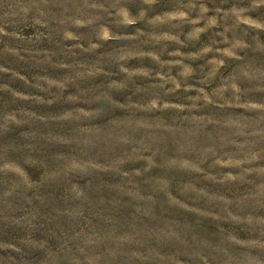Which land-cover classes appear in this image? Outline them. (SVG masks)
Wrapping results in <instances>:
<instances>
[{
  "label": "clouds",
  "instance_id": "clouds-1",
  "mask_svg": "<svg viewBox=\"0 0 264 264\" xmlns=\"http://www.w3.org/2000/svg\"><path fill=\"white\" fill-rule=\"evenodd\" d=\"M262 35L264 0H0V57H28L43 72L30 80L0 64V73L40 94L7 84L0 92L13 101L70 106L57 113L0 110V134L29 125L18 132L23 143H0V177L8 182L0 192L5 264H32L29 253L35 252L46 264H264V209L234 207L242 198L264 202V101L255 96L264 94V63L248 55L264 54ZM45 40L63 58L38 51ZM190 46L196 50L184 51ZM83 54L96 58L84 61ZM145 60L154 67L129 66ZM231 64L236 67L228 71ZM49 66L67 74L55 78ZM96 77L104 79L96 89L77 86ZM72 86L76 94L66 95ZM125 92L122 103L116 96ZM53 122L73 127L74 135L41 131ZM53 140L70 151L42 155L41 142ZM37 165L41 174L33 179L25 169ZM177 174L202 180L174 186ZM102 175L118 181L112 190L137 204L138 215L123 227L109 221L97 230L91 223L99 205L111 203L91 198ZM49 181L62 182L77 205L56 214L78 224V231L43 230L51 213L42 210L41 191ZM243 184L252 191L240 192ZM17 192L28 205L20 215L9 203ZM156 196L169 207L233 223L247 238L233 227L220 228V246L189 239L174 224L155 222L154 208L162 211Z\"/></svg>",
  "mask_w": 264,
  "mask_h": 264
},
{
  "label": "rangeland",
  "instance_id": "rangeland-1",
  "mask_svg": "<svg viewBox=\"0 0 264 264\" xmlns=\"http://www.w3.org/2000/svg\"><path fill=\"white\" fill-rule=\"evenodd\" d=\"M164 7H168V4L165 3ZM33 31V29H27L26 34H32ZM202 40L206 41L207 36L202 37ZM261 40H264V35L261 36ZM105 47L108 46L105 45ZM36 48L38 51L49 50L56 52L58 56L63 58L59 50L56 49L53 44H49L47 40L38 44ZM195 50L196 48L192 46L187 49H184V51ZM100 51H103V49H101ZM248 55L250 59H253L257 63H264V54L249 52ZM55 58L56 57H54V59ZM95 58L96 57L92 54H83L81 57V59L84 61H92ZM203 63H205V61L201 60L196 62L193 66L199 67ZM0 64H3L5 67L12 68L14 71H19L21 75L27 76L30 80L33 78L34 75L43 74V72L39 68L34 66V64L30 61L28 57L25 58V61H19L14 56L6 55L4 57H0ZM129 66L154 67L148 60H145L143 62L132 61ZM234 67H236L235 64L229 65L228 71H231ZM222 71L224 70L222 69ZM47 72L55 78H61L62 76L67 74L65 70L51 68L50 66L47 68ZM103 83V77H96L89 78L84 81H78L77 86L82 89H96ZM146 83L147 82L142 83L141 86H146ZM0 84H7L10 88L16 91L24 92L26 95L40 94L36 89L30 88L26 86L23 81L19 80L18 78H14L11 73H0ZM76 92L77 87L72 86L68 89L66 95H75ZM126 94V92L123 94H117L116 98H119L120 101L123 103L125 102L123 97ZM255 96L257 100L264 101V94H255ZM173 99L176 100L177 98L174 97ZM68 107L70 106L65 105L63 103H59L49 108L47 106L35 105L20 100L13 101V98L11 97L10 93L0 92V110L4 108H8L9 110L28 108L29 110L35 111L37 113H57L63 111ZM171 115L172 114H168L167 118L169 119V121H171ZM33 127H35V125H33ZM28 129L29 125H25L22 129H17V134L15 135L0 134V143H23V141H21L18 137V132ZM41 131L45 133L51 132L54 137H68L74 135L73 127L68 125L57 124L55 122L50 123L47 128H42ZM40 151L41 154L44 156H51L56 153H67L70 150L64 145H60L56 143L55 140H53L51 143H49L48 141H42ZM37 159H39V155L37 156ZM25 170L33 179H38L39 175L41 174V169L38 165L32 168H26ZM190 179L192 182H199L200 180H202V178L196 174H177L173 183L174 186L184 185L188 183ZM117 182L118 181H113L109 179L107 175H102L100 178L93 182L94 190L91 193L92 200L94 202L111 201L107 209L104 208L103 204H100L98 208L100 215H94L90 218L91 223L97 228V230L106 229L109 226V221L116 222L117 228L123 227L127 223H129L134 216L138 215L136 211V202L132 201L129 197L122 198L118 193L112 190V184ZM7 186L8 182L6 178L0 177V192L4 191ZM204 186L208 187L213 192H219L222 194H227L229 196H231L232 194L231 191L223 187L211 185L208 183H205ZM238 187L240 192H244L246 189L252 191L251 186L248 184H243L242 186ZM235 190V188L232 189V191ZM41 198L42 210H46L45 215L51 213L49 219L45 221V228L43 230L46 231L49 227H51L56 235H59L60 230H79L78 224L69 220V218L67 217L58 216L56 214L57 211L77 207L72 197L67 194L66 188L62 182L49 181L41 191ZM154 199L157 201L156 207L162 209V211H156L154 208L156 217L155 222H168L174 224L175 226H177L178 230H180L189 239H191L192 237H198L200 239L208 240L214 246H220L223 243V237L221 236L220 228L231 229L233 227L236 228V231L239 233L241 238H247V233L240 232L239 227H236L233 223L216 221L208 217H199L196 213L185 212L183 209L169 207L166 203L162 202V197L160 196H156ZM9 203L11 207L15 209L14 214L16 215L23 214L24 209L28 206L27 201L24 199L23 193L20 192H17L12 197H10ZM192 206L201 208L207 207L205 204H193ZM213 207H217V210H219V207H222V205H213ZM234 207H239L242 211H251L256 208L264 209V202H261L259 205H257L255 200H253L251 197H248L247 199L242 198L241 203ZM259 214L264 215V211H260ZM101 217H105L106 219H102ZM9 235H11V233H9ZM4 238H7V236H5ZM229 251L231 252L233 251V249H229ZM8 256L9 253L0 251V264H5ZM29 256L32 259V264H46L44 256L40 252L29 253ZM184 259L187 258L185 257ZM189 264H191L190 261Z\"/></svg>",
  "mask_w": 264,
  "mask_h": 264
}]
</instances>
